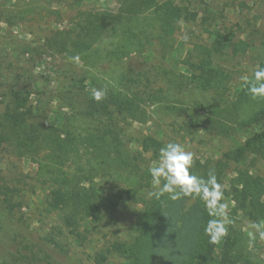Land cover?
<instances>
[{"label":"trees","instance_id":"16d2710c","mask_svg":"<svg viewBox=\"0 0 264 264\" xmlns=\"http://www.w3.org/2000/svg\"><path fill=\"white\" fill-rule=\"evenodd\" d=\"M202 2L204 7L200 4L192 6L184 0L129 1L131 9L127 12L131 24L120 34L121 45L127 49L142 50L149 39L161 38L165 34L163 32L167 33L180 22L200 23L211 38L206 42L193 43L183 62L197 87L205 92L213 91L214 98L223 102L232 79V72L223 62L229 54L243 55L253 47L255 55L252 61L254 66L257 65L256 71L264 68V28L257 24L251 27L244 25L245 19L243 25L238 22L236 26L223 27L224 8L217 10L214 4ZM76 3L80 5L78 0ZM135 7L140 8V12L135 11ZM147 8H152V13H145ZM246 22L250 20L247 18ZM85 30L91 29L87 25ZM239 32L245 36L240 37ZM87 36L90 37L89 34ZM65 40L74 39L70 37ZM57 44L66 48L63 40ZM79 44L88 46L82 41ZM28 50L21 51V54L28 55ZM15 57L16 53L12 54L0 43V146L10 144L20 153L26 150L35 153L42 135H45L43 139L47 140L48 145L52 144L54 154L41 156L35 174H26L30 179L42 178L44 185H47L44 202L54 212L50 227L53 235L47 237L48 240L57 241L55 235H64L79 245L91 244L95 236L101 233L106 215L115 212L113 210L118 208L123 197L108 194L104 183V186L98 185L96 171L121 180L125 184L126 198L134 200L140 207L126 238L104 239L97 245L91 255L95 264H235L245 256L246 251L232 255L230 249H224L219 261L214 260L220 234L217 233L216 241L211 242L205 234V227L209 219L219 220V217H210L204 202L198 197L182 196L172 200L165 194L157 200L148 196L149 191L154 190L149 167L156 163L159 150L166 143L149 134L138 141L141 147L135 153L127 147L129 140L124 141V137L128 133L124 127L117 125L116 118L120 115L126 119L135 108L136 98L123 92H113L110 97L97 99L90 95L87 88H83L88 100L86 109L78 111L75 108L73 118L66 121L64 130L46 126L42 119L49 118L52 113L47 114L42 105L32 104L31 96L39 88L37 80L23 68L16 71L15 63H21V59ZM170 73V69L162 67L156 75L151 70L140 73L136 79L150 82L145 85L148 87L155 80H169ZM121 76L129 80L126 73ZM254 79L253 74L252 78L244 79L237 87L228 109L229 123L224 124L225 121L218 119V126L227 133L231 129L249 133L246 141L225 152L223 158L214 164L194 159V174L207 179L210 172L214 173L221 184L231 161L240 162L249 152L264 153V96H253L246 83ZM157 94L163 100L165 93L162 88ZM166 99H172L170 93L166 94ZM166 108L171 111L177 107L171 105ZM184 110L187 109H178V112ZM189 118L194 121L190 114ZM81 146L86 150L93 147L106 149L112 155L97 157L96 153H91L87 160L89 168L78 163V172L70 175L63 169L62 156L70 151L78 152ZM27 178H21L19 183H27ZM10 179L0 173V199L6 204L8 212L13 214L17 208H25L20 200L24 187L13 185L14 181ZM222 191V203L224 196H227L234 204V212H241L264 224V175L238 168L237 175L229 181V188L222 187ZM31 192H37L35 186ZM24 215L25 211H22ZM18 239V251L11 253L13 260L0 255V264H63L58 261L52 248L46 249L44 244L32 241L27 234L19 232ZM57 246L63 248L61 244ZM115 257L121 258L120 262H116ZM244 261L250 262L245 258Z\"/></svg>","mask_w":264,"mask_h":264},{"label":"rangeland","instance_id":"374dc122","mask_svg":"<svg viewBox=\"0 0 264 264\" xmlns=\"http://www.w3.org/2000/svg\"><path fill=\"white\" fill-rule=\"evenodd\" d=\"M78 1L80 5L76 0H0V43L12 54L16 53L15 59H21V63H15L16 71L23 68L37 80L39 88L33 92L31 100L33 105L45 107L47 114L52 113L49 118L42 119L46 126L64 130L66 121L72 120L75 108L78 111L86 109L88 100L83 88H87L93 96L97 92L100 97L123 92L136 98L135 108L128 117L123 119L119 115L116 118L117 125L124 127L128 133L124 141L129 140L127 147L133 153L141 147L138 141L149 134L164 140L165 146L170 142L180 143L194 154V159L210 161V164L222 159L225 152L244 144L249 133L238 129L227 133L218 126V119L225 121L224 124L229 123L228 109L237 87L256 72L257 65L254 66L252 61L255 55L253 47L236 56L230 55L228 50L229 55L223 64L232 72V79L221 102L219 98H214L213 91L205 92L197 87L183 62L193 43L206 42L211 38L200 23L180 22L167 33L163 32L165 34L161 38L149 39L142 50L127 49L121 45L120 34L131 24L127 12L131 9V0ZM184 1L192 6L200 4L201 7H204L202 1H205L217 6V10L224 8L223 27L236 26L238 22L242 24L245 19L244 25L251 27L257 24L264 28V0ZM226 3H230L228 7ZM137 6L140 7V4L137 3ZM134 9L141 10L138 7ZM151 9L147 8L144 12L152 13ZM247 18L250 22H246ZM87 25L91 30H85ZM239 34L240 37L245 36L244 33ZM70 37L74 40H65ZM61 40L66 48L57 44ZM79 41L88 46L82 47ZM24 50L29 51L28 55L21 54ZM162 67L170 69L169 80L161 78L145 87L150 82L136 79L140 73L151 70L156 75ZM123 73L128 75L129 80L122 78ZM160 88L165 93L163 100L157 94ZM168 93L172 99L165 100ZM166 105L177 108L169 111ZM178 109L187 110L178 112ZM189 114L194 121L190 120ZM44 136H40L35 153L28 150L20 153L10 144L0 146V173L11 178L13 185L24 187L20 200L25 207L24 210L17 208L10 214L0 199V255L13 260L11 253L18 251L16 241H19L21 232L39 245L44 244L46 249L52 248L63 264H95L91 255L97 245L104 239L126 238L137 219L140 205L126 198L125 184L121 180L95 171L98 185L104 186V183L108 194L123 197L118 208L113 210L115 212L106 215L101 233L91 244L79 245L64 235H55L57 241L48 240L47 237L53 235L50 227L54 212L44 202L47 185L42 178L30 179L26 175L35 174L41 156L54 154L52 144L49 142L48 145ZM91 153H96L97 157L112 155L106 149L93 147L86 150L81 146L78 152L70 151L62 156L63 169L70 175L78 172L79 164H85L88 169L87 160ZM238 168L264 175V153L249 152L240 162L231 161L221 180L222 187L229 188V181L237 175ZM23 177H29L27 183H19ZM34 186L37 192L32 193ZM224 203L227 205L226 214L219 217L218 224L223 233H219L214 260L219 261L224 249H230L232 255L246 251L245 256L235 264H264V238L261 235L264 224L241 212H234V204L227 196H224ZM22 211H25L24 216ZM59 244L63 248L57 246ZM244 258L250 262H245ZM114 260L120 262L121 258L115 257Z\"/></svg>","mask_w":264,"mask_h":264},{"label":"clouds","instance_id":"9594fccd","mask_svg":"<svg viewBox=\"0 0 264 264\" xmlns=\"http://www.w3.org/2000/svg\"><path fill=\"white\" fill-rule=\"evenodd\" d=\"M255 79L247 83L248 90L253 96H264V68L254 73ZM100 98V93H96ZM194 154L186 150L180 143L170 142L159 150L156 163L149 167L151 185L154 189L148 196L159 200L168 195L172 200L180 197H198L204 202L210 217L225 215L227 205L222 203V185L214 173H209L207 179L200 177L192 171ZM218 219H209L205 227V234L211 242L217 239V233L222 234L223 228H217ZM264 238V233L261 234Z\"/></svg>","mask_w":264,"mask_h":264}]
</instances>
